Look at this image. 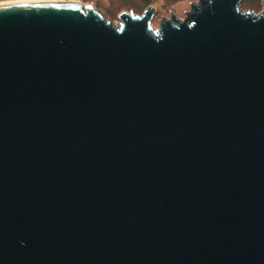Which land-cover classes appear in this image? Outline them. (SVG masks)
I'll use <instances>...</instances> for the list:
<instances>
[{"label": "water", "instance_id": "water-1", "mask_svg": "<svg viewBox=\"0 0 264 264\" xmlns=\"http://www.w3.org/2000/svg\"><path fill=\"white\" fill-rule=\"evenodd\" d=\"M240 1L0 8V264H264V0Z\"/></svg>", "mask_w": 264, "mask_h": 264}, {"label": "rangeland", "instance_id": "rangeland-1", "mask_svg": "<svg viewBox=\"0 0 264 264\" xmlns=\"http://www.w3.org/2000/svg\"><path fill=\"white\" fill-rule=\"evenodd\" d=\"M81 4L89 3L94 6L106 19L119 23L118 17L121 11H133L141 14L148 5L154 6V14L151 19L153 27L158 26L161 16L170 18L173 13L180 19L185 18L186 11L190 10V3L197 0H76ZM239 7L242 10H251L255 13L262 9L261 0H241Z\"/></svg>", "mask_w": 264, "mask_h": 264}, {"label": "snow or ice", "instance_id": "snow-or-ice-1", "mask_svg": "<svg viewBox=\"0 0 264 264\" xmlns=\"http://www.w3.org/2000/svg\"><path fill=\"white\" fill-rule=\"evenodd\" d=\"M9 4H16V5H31L32 0H0V8L7 7ZM52 7H61L62 5L53 4ZM65 7H73V5H63Z\"/></svg>", "mask_w": 264, "mask_h": 264}, {"label": "bare ground", "instance_id": "bare-ground-1", "mask_svg": "<svg viewBox=\"0 0 264 264\" xmlns=\"http://www.w3.org/2000/svg\"><path fill=\"white\" fill-rule=\"evenodd\" d=\"M33 1V0H32ZM38 1V0H37Z\"/></svg>", "mask_w": 264, "mask_h": 264}]
</instances>
